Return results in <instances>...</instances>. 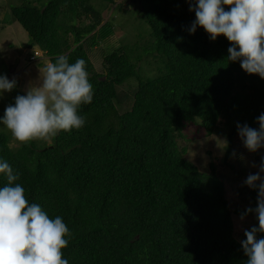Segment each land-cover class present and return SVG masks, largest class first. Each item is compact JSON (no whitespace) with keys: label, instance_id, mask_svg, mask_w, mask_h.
Here are the masks:
<instances>
[{"label":"trees","instance_id":"trees-1","mask_svg":"<svg viewBox=\"0 0 264 264\" xmlns=\"http://www.w3.org/2000/svg\"><path fill=\"white\" fill-rule=\"evenodd\" d=\"M88 1L21 0L10 6L28 34L27 47L45 49L53 63L60 55L69 63L85 60L94 94L78 109L84 127L61 131L51 143L13 147L0 132V160L20 173L16 183L29 203L52 219L62 217L72 231L62 249L68 264H246L232 213L254 209L257 191L249 189L246 208L231 210L215 164L201 171L184 156L187 148L179 147L177 136L188 123L206 135L222 123L228 164L236 124L259 127L264 80L228 62L230 42L223 35L212 41L201 27L189 34L195 12L187 0L121 3L123 9L136 7L149 38L106 48L104 71H97L90 52L101 47L110 26L96 30L100 16ZM70 14L78 21L68 22ZM148 57L153 71L142 72L139 63ZM131 78L136 84L119 94L117 86ZM6 183L0 173V188Z\"/></svg>","mask_w":264,"mask_h":264},{"label":"clouds","instance_id":"clouds-1","mask_svg":"<svg viewBox=\"0 0 264 264\" xmlns=\"http://www.w3.org/2000/svg\"><path fill=\"white\" fill-rule=\"evenodd\" d=\"M97 1L105 5L117 3L116 0ZM187 2L189 11L195 12V20L188 29L189 34L201 27L212 41L223 35L230 42L227 49L228 62H239L241 69L247 74L258 75L264 80V0ZM92 6L98 12L94 4ZM225 6L228 10H225ZM88 18L91 19L90 16ZM101 26L99 24L96 30ZM32 47L36 48L29 56L30 62H38L39 58L47 59L46 62L37 64L45 65L43 73L24 95H17L14 103L6 106L4 116L0 118V123L6 126L20 144L33 140L51 142L61 131L70 132L83 128L86 118L78 115V109L81 105L91 103L94 94L85 60L77 59L74 63H69L66 55H60L53 63L50 62L52 55L45 49L38 45ZM16 86L15 77L9 79L6 74H0V95L11 92ZM256 123L258 128L250 127L247 123L236 124L238 136L250 153L264 148V112L256 118ZM223 143L227 146L228 142L224 140ZM252 166L256 167L254 163ZM0 173L7 181L0 188V264H68L67 259L63 258L62 249L68 246L73 233L62 217L52 219L39 204L29 203L25 198V189L16 183L20 173L6 160H0ZM262 174L264 156L261 157L258 171L248 174L244 181V185L257 191V199L256 207L247 208L240 219L243 220L248 213L254 212L258 221V226L244 230L245 239L240 241L247 257L246 264H264V238H257L258 233H264Z\"/></svg>","mask_w":264,"mask_h":264},{"label":"rangeland","instance_id":"rangeland-1","mask_svg":"<svg viewBox=\"0 0 264 264\" xmlns=\"http://www.w3.org/2000/svg\"><path fill=\"white\" fill-rule=\"evenodd\" d=\"M120 1H122L123 5L129 3V0H116L117 3L105 5L97 0L88 1L90 4L88 6L94 4L98 10L100 25H103V27L110 26L111 34L108 33L109 36L105 38L106 40L99 43L101 47L98 46V48L93 49V53L90 52V58L94 67L100 72L104 71L102 58L104 53H106V48L109 51L110 48L114 46L119 47L123 44L125 47L141 45L149 38V25L137 14L135 11L136 7H131L129 10L119 9ZM19 3H21V0H0V74H6L9 79L15 77L17 83L16 88L11 92H4L0 95V118L4 116L6 106L14 103L17 95H24L29 87L38 82L45 65L41 66V70L37 73V64L38 62L43 63L47 61L45 58H39L40 60L38 62H30L28 60L30 54L33 53V49L36 47L29 48L26 46L29 39L28 34L21 24L13 19L10 12V6ZM78 11L79 9L76 10L74 8V12ZM88 15L93 20V14ZM66 18L68 22L71 21L74 23L78 21L75 14H70ZM22 50L24 51L22 52ZM18 57L19 61L16 63ZM147 60L149 62L152 60V57L142 59L139 63L142 67V72H149L154 66V63H148ZM152 71L150 70V72ZM131 80L132 83L125 82L117 86L119 94H122L129 87L131 88L136 84L134 78H131ZM124 106L127 105L125 103L121 104L120 107L118 105L121 111ZM223 131V124L220 123L218 130L214 134L206 135L199 125L188 123L181 131V135L177 136V142L179 147L185 146L187 148L184 156L196 164L201 171H209L210 162L215 164L218 174L226 183L231 210L234 207L246 208L250 201L248 193L250 188L244 185V181L248 174H255L258 171L261 157L264 156V148L259 149L257 153H250L244 148L240 137L237 135L234 140L232 156L227 164L223 159L225 152V145L223 143L225 137L223 136ZM0 132L9 136L10 143L13 147L20 145L2 123H0ZM33 141L37 145L51 143L44 140ZM253 163L256 167L252 166ZM240 217L241 215L232 213L234 234L239 241L245 239L243 235L245 229L258 226L254 212L251 215L245 216L243 220Z\"/></svg>","mask_w":264,"mask_h":264},{"label":"crops","instance_id":"crops-1","mask_svg":"<svg viewBox=\"0 0 264 264\" xmlns=\"http://www.w3.org/2000/svg\"><path fill=\"white\" fill-rule=\"evenodd\" d=\"M37 71V73L41 70V66H38V68L36 69Z\"/></svg>","mask_w":264,"mask_h":264},{"label":"water","instance_id":"water-1","mask_svg":"<svg viewBox=\"0 0 264 264\" xmlns=\"http://www.w3.org/2000/svg\"><path fill=\"white\" fill-rule=\"evenodd\" d=\"M18 61H19V57L17 58L16 63H18Z\"/></svg>","mask_w":264,"mask_h":264},{"label":"built area","instance_id":"built-area-1","mask_svg":"<svg viewBox=\"0 0 264 264\" xmlns=\"http://www.w3.org/2000/svg\"><path fill=\"white\" fill-rule=\"evenodd\" d=\"M32 58H34V57L32 56Z\"/></svg>","mask_w":264,"mask_h":264}]
</instances>
